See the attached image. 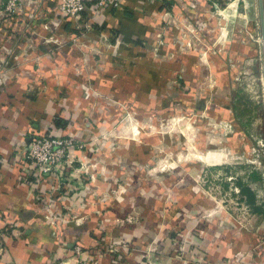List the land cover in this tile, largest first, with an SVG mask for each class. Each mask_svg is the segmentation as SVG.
<instances>
[{
	"label": "crops",
	"instance_id": "crops-1",
	"mask_svg": "<svg viewBox=\"0 0 264 264\" xmlns=\"http://www.w3.org/2000/svg\"><path fill=\"white\" fill-rule=\"evenodd\" d=\"M22 1L24 9L10 14L0 0V264H264V213L235 208L240 219L187 181L185 169L140 184L137 143L124 139L112 155L113 142L95 129L112 124L101 113L120 111L83 99L122 95L111 77L121 74L124 53L153 45L163 18L168 33L185 15L204 30L224 0H123L98 11L87 0L82 31L67 25L57 0ZM44 133L82 147L69 154L59 179L24 169L28 137ZM126 174L133 184L119 191L112 178Z\"/></svg>",
	"mask_w": 264,
	"mask_h": 264
},
{
	"label": "rangeland",
	"instance_id": "rangeland-1",
	"mask_svg": "<svg viewBox=\"0 0 264 264\" xmlns=\"http://www.w3.org/2000/svg\"><path fill=\"white\" fill-rule=\"evenodd\" d=\"M211 16V27L201 30L185 15L175 20L172 33L163 18L153 45L139 44L138 51L122 54L121 74L110 82L122 95L83 99L94 109L120 111L101 113L113 118L112 124L95 129L113 142L112 155L124 149V139L137 143L140 184H157L174 171L188 170L187 181L200 184L241 219L235 208L254 212L257 207L264 213V71L257 1L224 0ZM188 58L191 64H185ZM137 89L147 95L136 97ZM150 89H159L157 95H149ZM114 163L132 168L122 159ZM92 165L101 171L98 159ZM130 179L126 174L112 182H119L122 191L133 184ZM243 190L253 194L255 207L246 202Z\"/></svg>",
	"mask_w": 264,
	"mask_h": 264
},
{
	"label": "built area",
	"instance_id": "built-area-1",
	"mask_svg": "<svg viewBox=\"0 0 264 264\" xmlns=\"http://www.w3.org/2000/svg\"><path fill=\"white\" fill-rule=\"evenodd\" d=\"M122 2L123 0H95L93 8L96 11L105 7L118 9ZM86 5L87 0H57L58 12L63 19L71 22L74 31H82L87 27L82 25ZM23 9L22 0H5L3 4V10L10 14H16ZM167 15L169 13H166ZM78 147H81L80 143L72 137H57L49 133L31 135L22 149L24 169L30 174L35 173L39 178L43 174L54 172L59 179L68 163L69 154ZM81 168H83L82 165ZM3 232L0 230V239L3 237ZM0 250H2L1 243Z\"/></svg>",
	"mask_w": 264,
	"mask_h": 264
},
{
	"label": "water",
	"instance_id": "water-1",
	"mask_svg": "<svg viewBox=\"0 0 264 264\" xmlns=\"http://www.w3.org/2000/svg\"><path fill=\"white\" fill-rule=\"evenodd\" d=\"M256 1H257V12H258L261 52H262L263 71H264V0H256Z\"/></svg>",
	"mask_w": 264,
	"mask_h": 264
},
{
	"label": "trees",
	"instance_id": "trees-1",
	"mask_svg": "<svg viewBox=\"0 0 264 264\" xmlns=\"http://www.w3.org/2000/svg\"><path fill=\"white\" fill-rule=\"evenodd\" d=\"M66 21H67V20H66ZM66 23H67V25H68L69 27L71 26V27L73 28L71 22L67 21ZM73 31H74V30H73ZM245 191H246V193H247V200H246V202H247L248 204H250V205H252V206L255 207V199H254L253 194H252L251 192H249L248 190H243V192H245ZM254 212H256V213H260L259 208L255 207Z\"/></svg>",
	"mask_w": 264,
	"mask_h": 264
}]
</instances>
